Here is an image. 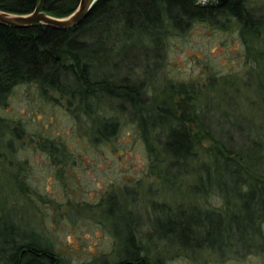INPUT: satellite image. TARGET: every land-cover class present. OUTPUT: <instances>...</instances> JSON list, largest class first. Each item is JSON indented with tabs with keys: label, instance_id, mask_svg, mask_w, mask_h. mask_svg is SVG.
Listing matches in <instances>:
<instances>
[{
	"label": "rangeland",
	"instance_id": "obj_1",
	"mask_svg": "<svg viewBox=\"0 0 264 264\" xmlns=\"http://www.w3.org/2000/svg\"><path fill=\"white\" fill-rule=\"evenodd\" d=\"M249 4L264 17V0ZM262 51L264 32L243 33L230 18L196 22L169 39L157 70L135 74L151 102L145 115L166 108L190 118L198 148L182 165L164 162L159 151L167 129L144 137L130 107L95 105L92 114L68 97L16 86L0 103L2 227L48 242L64 264L113 263L134 254L128 231L135 222L139 253L150 264H264V218L254 220V205L252 214L243 211L235 179L216 181L224 193L203 192L201 182L220 144L237 141L234 118L264 122V79L248 74L255 55L264 71ZM140 60L147 68L157 58ZM106 117L118 121L108 138L96 132Z\"/></svg>",
	"mask_w": 264,
	"mask_h": 264
},
{
	"label": "trees",
	"instance_id": "obj_2",
	"mask_svg": "<svg viewBox=\"0 0 264 264\" xmlns=\"http://www.w3.org/2000/svg\"><path fill=\"white\" fill-rule=\"evenodd\" d=\"M249 1L98 0L87 17L70 29L43 23L19 28L0 22V103L13 93L16 86L30 84L45 97L57 93L61 98L68 97L70 102L78 101V106L92 114L95 105L109 111L118 108L121 112L123 107H130L133 114L139 115L144 137L160 127L167 129L159 150L164 162L169 161V165L187 163L194 158L198 148L187 124L190 118L184 114L174 117L166 108L145 115V106L151 104L142 98L146 83L133 78L140 71L157 70L169 39L185 34L196 22L220 24L224 18H230L239 31L260 38L264 32V17L250 6ZM39 2L0 0V10L29 14ZM79 4L80 0H44L42 11L63 18L75 11ZM152 56L157 58L155 66L146 64L147 68H143L141 57L148 62ZM259 60L260 56L255 55L256 64L248 72L249 79H264V71H259ZM259 89L264 94V84ZM227 117L223 118L226 122L229 121ZM148 119H151L150 124ZM232 121L237 141L229 145L217 142L222 144L218 147V154L212 157L210 165L204 164L202 168L206 176L201 180L206 186L202 191L212 189L224 193L216 181L225 175L235 179L240 188V199L244 202L243 211L252 214L254 205V220L257 221L264 218V122L255 124L243 115ZM243 124L249 125L246 131ZM97 126L96 132L108 138L117 132L118 121L106 117ZM155 140L159 142V137L155 136ZM152 151L150 146V153ZM254 162H262L261 167ZM6 218L7 214L1 213L0 264H64L48 242L41 243L21 235L16 226H9L11 229L2 227ZM197 223L200 227V221ZM134 224L128 231V244L134 254L120 261L100 264H150L147 256L139 253L136 238L139 226L136 225L138 222Z\"/></svg>",
	"mask_w": 264,
	"mask_h": 264
},
{
	"label": "water",
	"instance_id": "obj_3",
	"mask_svg": "<svg viewBox=\"0 0 264 264\" xmlns=\"http://www.w3.org/2000/svg\"><path fill=\"white\" fill-rule=\"evenodd\" d=\"M98 0H80L78 8L70 15L63 18L53 17L42 11L44 0H40L36 9L29 14H13L0 10V22L19 28L30 27L43 23L61 29H70L78 26L88 15L93 5ZM204 2H219L223 0H202Z\"/></svg>",
	"mask_w": 264,
	"mask_h": 264
}]
</instances>
